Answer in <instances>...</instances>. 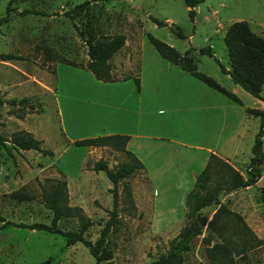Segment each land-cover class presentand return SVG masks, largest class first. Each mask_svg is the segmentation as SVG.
<instances>
[{
  "label": "rangeland",
  "instance_id": "1",
  "mask_svg": "<svg viewBox=\"0 0 264 264\" xmlns=\"http://www.w3.org/2000/svg\"><path fill=\"white\" fill-rule=\"evenodd\" d=\"M82 1L84 0H15L12 5L18 10L30 7L42 9L49 14H21L12 11L10 20L0 25V51L22 54L28 58L20 60L52 70L53 66L61 62L59 60L77 64L87 62V46L76 26L84 31L85 36L93 34L95 42L104 41L115 33H123L128 42L125 39V43L109 59L116 76L122 78L137 72L138 48L148 45L154 48L147 37V32H150L180 51L189 46L193 48L198 68L229 86L233 81L229 74L221 70L216 60L218 58L221 64L229 67V55L224 42L227 26L233 20L245 19L252 30L264 37V0H203L194 6L193 17L188 14V6L183 0H89L82 10L73 13V17L66 13L72 12V7ZM7 2L8 0H0V15L4 13ZM150 15L163 19L166 23L157 24ZM170 22L180 25L185 36L176 35ZM204 45L212 46L214 56L199 52L198 48ZM11 60L14 62V59ZM22 68L30 73L33 71L29 66ZM20 74L12 67L0 64L2 84L15 77L19 78ZM70 77L73 80L81 79L80 75H70L68 78ZM238 88L246 104L261 106V98L240 85ZM7 90H0V96L11 97ZM261 93L264 94V84ZM24 95H31L35 102L41 100L42 110L39 113L43 115L42 128L47 131L48 137L56 138L52 140L46 137L48 139L43 140V145L53 150L52 154L33 148H15L11 144L9 152L1 145L0 215L26 223L50 222L52 211L42 198L40 183L51 176L67 179L61 169L65 164L69 169V202L81 205L91 217L92 223L85 231V236L94 241L108 218L113 197L111 180L105 171L94 170L92 164L98 159H104L109 166L115 168L127 158L126 154L107 145L91 146L82 161V171H79L78 162L83 148L75 144L72 148H67L61 142L56 94L28 91ZM9 109L0 110V133L4 136L14 131L9 129L14 123L6 118L13 114ZM259 122L258 117L247 116L245 124L248 129L237 143L243 160L237 167L244 174ZM263 170L264 163L262 173ZM83 178L86 181L81 183L79 180ZM88 181L94 182V187ZM259 187L261 185L257 186ZM128 190L131 192L130 197ZM14 191L31 193L33 198L13 197L11 193ZM118 191L119 220L105 241L112 249V256L99 264H149L168 251L169 240L186 222V199L178 194L171 197L156 195L143 169L122 179L118 184ZM220 198L235 210L246 205L248 200H261L255 188L246 195L237 193L228 197L227 192H222ZM263 205L262 203L260 207L263 208ZM216 206L217 203H211L203 207L202 212L212 217ZM58 225L62 229H75L78 228V220L75 216H62ZM205 233L204 229L191 239L189 247L183 251V264H210L203 240ZM238 260L239 264H264V243L254 246L247 256L239 257ZM94 263L95 257L81 241L67 244L61 233L12 224L2 226L0 219V264Z\"/></svg>",
  "mask_w": 264,
  "mask_h": 264
},
{
  "label": "crops",
  "instance_id": "2",
  "mask_svg": "<svg viewBox=\"0 0 264 264\" xmlns=\"http://www.w3.org/2000/svg\"><path fill=\"white\" fill-rule=\"evenodd\" d=\"M193 51L191 49V53ZM137 58V72L112 81L95 77L86 67L65 62H58L54 70H47L24 60L0 58L1 65H8L17 74L21 73L19 78L7 80L6 84L0 82V90L8 89V96L15 98L28 91L55 93L61 122L58 134L67 148H72L73 140L83 137L128 134L126 147L144 164L153 192L165 197L178 194L186 199L196 174L204 167L211 152L236 167L243 162L237 143L248 129L245 124L247 116H254L246 112V107L251 105L244 102L238 83L232 80L233 83L225 86L220 82L241 102L170 62L155 47L138 48ZM24 66L33 68V71L24 70ZM70 75H80L81 79L73 80L68 78ZM135 75L139 77V86L134 80ZM10 107L11 104L6 102L0 104L1 111ZM260 108H264V100ZM6 118L14 123L10 130L25 129L37 138H50L42 128V113L25 112L20 117L11 114ZM79 146L83 148L78 162L79 171H82V161L91 146ZM61 169L69 185L68 166L63 164ZM79 181L84 183L86 180ZM88 183L94 187V182ZM259 185L261 187L257 188ZM252 188L261 200H248L236 210L260 237H264V205L260 207L264 204V170L255 184L241 186L227 194L228 197L237 193L246 195Z\"/></svg>",
  "mask_w": 264,
  "mask_h": 264
},
{
  "label": "trees",
  "instance_id": "3",
  "mask_svg": "<svg viewBox=\"0 0 264 264\" xmlns=\"http://www.w3.org/2000/svg\"><path fill=\"white\" fill-rule=\"evenodd\" d=\"M14 1L8 0L4 13L0 15V25L10 20L12 11H17L21 14L27 12L49 14L42 9L30 7H23L18 10L12 5ZM183 1L188 6V14L193 17L195 14L194 6L203 0ZM88 2L89 0H84L73 6L72 12L66 11V13L73 17V13L82 10ZM150 18L157 24L166 23V21L154 15H150ZM169 25L176 35L179 37L185 36L180 25L174 22H170ZM76 29L87 46V62L85 64H77L66 60L59 61L86 67L93 72L95 77L104 81L118 79L109 59L125 43V35L123 33H115L104 41L95 42L93 34L85 36L83 30L78 29L77 26ZM147 37L156 50L170 62L179 65L230 98L241 102V99L235 93L222 85L215 77L198 68L196 58L191 53L193 48L189 47L184 51H180L175 46L150 32H147ZM224 42L230 59V67L226 68L216 58L221 70L227 72L234 82L248 92L264 100V95L261 93L264 84V37L252 30L247 20L236 19L227 26ZM198 49L200 53L214 56L211 45L200 46ZM0 58L25 59L28 57L11 51H0ZM51 69L54 70L55 66ZM134 80L136 85L139 86L138 75L134 76ZM4 102L11 104L12 107L9 112L19 117L26 111L39 112L42 110L41 100L35 102L32 100L31 95H24L20 98H3L0 96V104ZM246 112L257 116L260 122L251 147L252 155L246 165L245 174L229 160L215 152H211L206 164L196 174L193 185L186 193V222L180 227L178 233L169 240L168 251L153 259L149 264H183V251L189 247L191 239L195 235L202 233L204 229L206 233L203 234V240L206 243L207 255L211 260L210 264H239V257L247 256L254 246L264 243V237H260L254 231L243 214L229 207L220 198L222 192H229L241 186L255 184L262 174V165L264 163V108L247 106ZM128 137L129 135L125 133H109L83 137L72 141L75 145H107L124 152L127 157L115 168L109 166L104 159H98L92 164L94 170L105 171L111 180L113 197V205L109 209L108 218L103 224L99 236L94 241L85 236V231L92 223L91 217L81 205L69 202L68 182L66 178L61 177H47L45 181L40 183L42 198L46 206L52 211L50 222L34 221L26 223L24 221L6 219L3 215H0L2 226L12 224L58 232L65 237L67 244L81 241L95 257L94 264H99L100 261L110 258L112 249L105 244V241L108 233L116 226L119 220L118 184L122 179L137 172L139 169L144 170L142 161L126 147ZM9 144L15 148H33L42 153H53L52 149L43 145V139L35 137L31 131L25 129L14 130L8 136L0 133V148L2 145L10 152ZM127 194L129 197L131 196L129 190ZM11 195L19 199L33 198V194L23 191H14ZM211 203H217V206L214 209L213 216L209 217L202 212V208ZM62 216H75L78 220V228L62 229L59 227L58 221Z\"/></svg>",
  "mask_w": 264,
  "mask_h": 264
}]
</instances>
